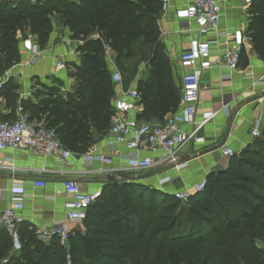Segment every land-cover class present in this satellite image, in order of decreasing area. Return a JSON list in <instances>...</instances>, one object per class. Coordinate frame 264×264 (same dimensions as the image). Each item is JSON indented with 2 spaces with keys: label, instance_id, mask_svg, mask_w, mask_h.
<instances>
[{
  "label": "trees",
  "instance_id": "trees-1",
  "mask_svg": "<svg viewBox=\"0 0 264 264\" xmlns=\"http://www.w3.org/2000/svg\"><path fill=\"white\" fill-rule=\"evenodd\" d=\"M161 8L162 0H2L0 71L21 60L18 31L29 28L43 48L54 30L52 16L60 14L73 37L85 40L72 73L75 93L64 98L51 86L38 104L22 106L31 120L44 118L55 128L71 151L87 152L107 133L114 113L104 45L87 39L96 30L114 49L123 77L134 76L148 60L154 82L147 96L159 104L174 97L177 106L178 90L158 39ZM250 9L247 35L264 60V0H253ZM246 63L243 49L239 65ZM15 89L9 79L0 95L10 103ZM137 89L141 97V81ZM83 224L84 233L70 234L69 248L56 237L45 243L21 226L15 252L12 238L1 232L0 264H264V135L233 155L226 170L211 174L187 203L132 180L113 181Z\"/></svg>",
  "mask_w": 264,
  "mask_h": 264
},
{
  "label": "crops",
  "instance_id": "crops-1",
  "mask_svg": "<svg viewBox=\"0 0 264 264\" xmlns=\"http://www.w3.org/2000/svg\"><path fill=\"white\" fill-rule=\"evenodd\" d=\"M192 1L170 0L164 4L162 0L157 21L160 47L169 59L174 85L179 94L177 106H174V97L159 104L155 103V98L147 96V85L154 82L148 60L139 66L134 76H124L125 88L133 81H141L143 87L138 108L130 116L150 123H162L167 117L184 108L182 77L190 69L180 65L182 52L195 40L209 41L212 44L214 61L223 53L225 41L230 40L233 43L235 34L240 30L244 32L243 49L247 55V63L239 65L236 70H230L224 65H213L202 74L196 121H203L210 115L213 117L180 150L179 161L186 164L179 170L171 165H163L151 170L131 171L128 169L131 158H160L162 151L144 147L138 152H133L124 146H117L113 150L107 144V133L87 152L72 151L69 166L63 165L54 155H34L26 150H2L0 218L3 211L10 206L12 196L22 194L25 196V207L20 213L23 219L21 231L25 228H51L65 222L72 234L84 233L83 222L66 220V201L69 195L64 190V180H76L85 192L103 190L104 186L117 179L132 180L171 197H174L177 191H189L192 195L200 191L196 186L205 183L211 174L229 167L232 157L223 153L225 147L232 148L235 153H241L252 146L256 141L252 129L257 124L264 135V60L247 35L253 0H227L223 5L218 33L210 31L205 35L184 30L181 26L182 19L178 13ZM52 19L54 30L49 43L43 48L39 47L36 36L29 28L25 32L18 31L21 60L4 68L1 74L2 76L8 72L9 79L16 85V99L9 103L6 94L0 95V120L15 118L17 107L23 103L28 106L38 104L46 96L47 87H58L64 98L75 93L76 82L72 73L76 69L75 65L80 64L82 52L78 47L83 46L85 40L73 37L70 27L65 25L60 14L55 13ZM102 35L96 30L87 39H99L103 43L104 57L112 76L115 69H121L117 64L114 49L111 47V51H107V46L110 45ZM58 62L65 64L64 69H57ZM112 84L114 95L111 102L114 105L115 100L120 97V87L113 81ZM39 120L45 121L44 118L34 121ZM193 128V125H184L188 133L192 132ZM107 156L113 158L110 165L102 160ZM39 180L45 181L46 186H35L34 182ZM164 180L167 181L163 182ZM259 245L263 247L264 242Z\"/></svg>",
  "mask_w": 264,
  "mask_h": 264
},
{
  "label": "built area",
  "instance_id": "built-area-1",
  "mask_svg": "<svg viewBox=\"0 0 264 264\" xmlns=\"http://www.w3.org/2000/svg\"><path fill=\"white\" fill-rule=\"evenodd\" d=\"M169 1L163 0L164 4ZM226 1L193 0L191 4L178 13L182 19V28L195 31L199 35H205L210 31L218 33L221 13ZM233 39V43L230 40L225 41L226 47L223 53L214 61L212 60V44L209 41L195 40L189 48L182 52L180 65L183 68L190 69L182 77V103L184 108L182 111L167 117L162 123H150L130 116L131 113L136 111L140 101L137 82L133 81L125 88L121 70L115 69L113 71L112 81L120 87V97L114 103V113L106 136L108 146L113 150L117 146H124L127 150L133 152H138L147 147L151 150H161L163 153L160 158L150 156L131 158L128 169L131 171H145L158 166L171 165L179 170L186 164L179 161L178 154L180 150L213 117V115H210L203 121H196L202 74L213 65H224L230 70L239 68L245 41L244 32L242 30L238 31ZM107 51H111V46H107ZM64 67L63 62H58L57 69L61 70ZM8 80V72L0 76V92ZM186 124L194 126L192 132L185 131L184 125ZM252 135L256 138L262 135L259 124L252 129ZM7 149L26 150L34 155H54L65 166L70 165L72 155V151L60 139L56 129L48 127L43 120H31L22 105L17 107L15 118L0 120V151ZM223 153L229 157L236 154L230 147H225ZM102 160L109 165L113 163L111 156L103 157ZM63 184L64 190L69 195V199L66 201V220L84 222L89 207L101 197L102 190L85 192L82 190L81 185L71 178L64 180ZM34 185L45 187L46 182L39 180L34 182ZM204 186L205 183H202L196 186V189L202 190ZM174 197L184 204L188 202L190 193L189 191H177L174 193ZM24 207L25 196L14 194L10 206L3 211L0 218V233L4 231L12 238V250L15 252L21 248L20 226L23 219L20 213ZM34 233L38 239L46 243L56 237L64 247L68 245L71 234L65 226V222H60L51 228L36 227Z\"/></svg>",
  "mask_w": 264,
  "mask_h": 264
},
{
  "label": "rangeland",
  "instance_id": "rangeland-1",
  "mask_svg": "<svg viewBox=\"0 0 264 264\" xmlns=\"http://www.w3.org/2000/svg\"><path fill=\"white\" fill-rule=\"evenodd\" d=\"M69 69H71V67H68ZM0 74H2V71H0ZM70 243H68V245L66 246V248H69Z\"/></svg>",
  "mask_w": 264,
  "mask_h": 264
},
{
  "label": "water",
  "instance_id": "water-1",
  "mask_svg": "<svg viewBox=\"0 0 264 264\" xmlns=\"http://www.w3.org/2000/svg\"><path fill=\"white\" fill-rule=\"evenodd\" d=\"M115 180L118 181L117 179H115ZM115 180H114V181H115Z\"/></svg>",
  "mask_w": 264,
  "mask_h": 264
}]
</instances>
